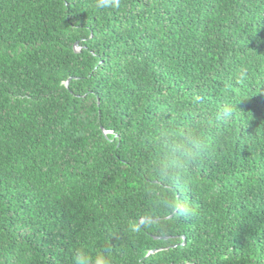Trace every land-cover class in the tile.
Wrapping results in <instances>:
<instances>
[{"label":"trees","instance_id":"trees-1","mask_svg":"<svg viewBox=\"0 0 264 264\" xmlns=\"http://www.w3.org/2000/svg\"><path fill=\"white\" fill-rule=\"evenodd\" d=\"M264 264V0H0V264Z\"/></svg>","mask_w":264,"mask_h":264},{"label":"clouds","instance_id":"clouds-1","mask_svg":"<svg viewBox=\"0 0 264 264\" xmlns=\"http://www.w3.org/2000/svg\"><path fill=\"white\" fill-rule=\"evenodd\" d=\"M119 4V0H99L100 6H112L116 7ZM83 264H110V258L103 252H97L94 258L88 257L87 254H82L79 258Z\"/></svg>","mask_w":264,"mask_h":264}]
</instances>
